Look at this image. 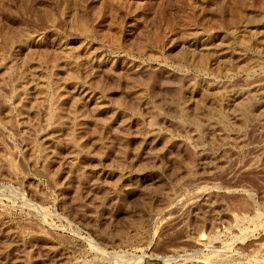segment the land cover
<instances>
[{
    "label": "rangeland",
    "instance_id": "1",
    "mask_svg": "<svg viewBox=\"0 0 264 264\" xmlns=\"http://www.w3.org/2000/svg\"><path fill=\"white\" fill-rule=\"evenodd\" d=\"M175 1L0 0V32H18V22L38 36L49 32L42 44L36 40L13 46L2 45L3 33L0 35L3 47L0 52V264H16V258L21 260L20 264H214L217 260L224 264H264V0ZM46 13L55 16L54 24L46 21ZM73 17H85L92 24L101 22L114 37L105 39L96 35L82 39L72 27ZM233 28L248 33L247 47L241 49L232 42L212 46L211 53L224 52L231 59L218 60L217 65L207 61L204 67L199 66L191 56L193 48L201 46L202 38L207 35L225 36ZM157 34L160 41L154 42V46L158 47L140 53L137 43L141 37ZM65 45L76 49L88 47L90 53L82 52L80 70L84 78L92 77L101 84L103 93L96 85L93 89L96 95L103 94L106 105L126 109L131 114V110L140 108L139 116L146 127L151 126L148 121L153 114L144 103L154 102L162 110V117L167 118L158 116L156 124L154 121L151 126L161 129L157 141L145 140L146 136L139 135L140 128L134 127L137 125L125 127L119 117L106 123V115L92 113L88 102L85 104L88 107L83 104L77 110L73 103L67 102L65 108L69 113H85L83 116L92 118L89 126L81 125L76 130L69 122L61 125L53 121L52 139L46 142L44 136L36 138L34 119L20 111L27 96L21 89L18 72L30 54L39 59L45 48L56 53ZM243 58L247 59L248 67L234 73V85L226 84L225 65L236 64ZM32 61L44 65L42 60ZM58 61L62 66L64 62ZM178 80L180 95L176 90ZM137 81L147 83L156 93L152 97L148 91L140 92L141 98L147 100L143 105L129 91ZM212 83L220 84L221 94L211 92L209 99L202 102L198 88L205 89ZM215 99L233 119L245 108L247 127L224 131L217 119L210 117L215 115L211 106ZM10 104L12 112L8 111ZM182 110L195 121L198 130L179 123ZM36 129L43 133L46 123L40 121ZM96 129L99 133L96 131L94 135ZM71 134L77 135V142L87 149L84 148V154L72 156ZM166 136L171 137V143L165 149L167 152H161ZM37 142L48 152L41 155ZM96 156L102 158L101 162ZM73 162L79 169L75 172L71 167ZM125 162L128 165L123 167ZM127 167H131L133 183L118 201L109 198L105 209H100L103 188L109 180L106 173L110 170L125 173ZM97 168L104 173L100 177ZM80 171L87 175L84 183H78ZM147 186L160 187L162 191L150 193ZM169 193L176 198L171 199ZM76 195L91 203V209L78 212L73 200ZM203 201L212 203L216 215L213 223L200 224L195 219Z\"/></svg>",
    "mask_w": 264,
    "mask_h": 264
},
{
    "label": "bare ground",
    "instance_id": "2",
    "mask_svg": "<svg viewBox=\"0 0 264 264\" xmlns=\"http://www.w3.org/2000/svg\"><path fill=\"white\" fill-rule=\"evenodd\" d=\"M120 1V0H119ZM175 1V0H174ZM186 1V0H185ZM245 1V0H244ZM258 1V0H257ZM11 2V1H10ZM75 2V1H74ZM83 2V1H82ZM123 2V1H122ZM148 2V1H147ZM176 2V1H175ZM190 2V1H189ZM192 2V1H191ZM229 2V1H228ZM246 2V1H245ZM22 3V2H21ZM101 3V2H100ZM119 3V2H117ZM177 3V2H176ZM248 3V2H247ZM246 3V4H247ZM15 4V3H13ZM123 4V3H122ZM139 4V3H138ZM194 4V3H193ZM230 4V3H229ZM235 4V3H234ZM244 4V3H243ZM251 4V3H250ZM249 4V5H250ZM53 5V4H52ZM96 5V4H95ZM124 5V4H123ZM122 5V7H123ZM132 5V4H131ZM137 5V4H136ZM188 5V4H186ZM192 5V4H191ZM245 5V4H244ZM257 5V4H256ZM14 6V5H12ZM11 6V7H12ZM64 6V5H63ZM98 6V4H97ZM100 6V5H99ZM130 6V5H129ZM133 6V5H132ZM5 7V6H4ZM25 7V6H24ZM28 7V6H27ZM147 7V6H146ZM167 7V6H166ZM193 7V6H192ZM203 7V6H202ZM257 7V6H256ZM8 8V7H7ZM33 8V7H32ZM45 8V7H44ZM99 8V7H98ZM110 8V7H109ZM112 8H114L112 6ZM128 8V7H127ZM137 8V7H136ZM140 8V7H139ZM164 8V7H163ZM168 8V7H167ZM191 8V6H190ZM195 8V7H193ZM11 9V8H10ZM30 9V8H29ZM34 9V8H33ZM40 9V8H39ZM86 9V8H85ZM100 9V8H99ZM124 9V8H123ZM135 9V8H134ZM173 9V8H172ZM232 9V8H231ZM238 9V8H237ZM257 9V8H256ZM261 9V8H260ZM50 10V9H49ZM98 10V9H97ZM132 10V8H131ZM161 10V9H159ZM201 10V9H200ZM205 10V8H204ZM11 11V10H9ZM90 11V10H89ZM95 11V10H94ZM173 11V10H172ZM179 11V10H178ZM190 11V10H189ZM194 11V10H193ZM30 12V11H29ZM47 12V11H46ZM86 12V11H85ZM110 12V11H109ZM191 12V11H190ZM201 12V11H200ZM241 12V11H240ZM6 13V12H5ZM51 14H53L54 12H50ZM92 13V12H91ZM116 13V12H115ZM174 13V12H173ZM189 13V12H187ZM195 13V12H193ZM191 13V14H193ZM243 13V12H242ZM177 14V13H176ZM179 14V12H178ZM198 14V13H197ZM237 14V13H236ZM30 15V14H28ZM39 15V14H38ZM47 15V13H46ZM55 15V14H53ZM93 15H96L93 13ZM172 15V14H171ZM234 15V14H233ZM240 15V14H239ZM242 15V14H241ZM2 16V15H1ZM57 16V15H56ZM169 16V15H168ZM189 18L191 19L190 15H188ZM195 16V15H194ZM199 16V15H198ZM17 17V16H16ZM45 17V16H44ZM43 17V18H44ZM55 17V16H54ZM54 17L52 15H47V17L45 18L46 21H48L49 23L54 24L56 21L54 19ZM95 17V16H94ZM231 17V16H230ZM234 17V16H233ZM253 17V16H252ZM251 17V18H252ZM3 18V17H2ZM31 18V17H30ZM33 18V17H32ZM40 18V17H39ZM170 18V16H169ZM188 18V19H189ZM241 18V17H239ZM35 19V18H34ZM44 19V20H45ZM77 20V21H74ZM229 19V18H228ZM248 19V18H247ZM38 20V19H37ZM187 20V19H186ZM204 20V19H201ZM227 20V19H226ZM4 21V20H3ZM6 21V20H5ZM14 21V20H13ZM19 21V20H18ZM39 21V20H38ZM45 21V22H46ZM55 21V22H54ZM58 21V20H57ZM72 21V20H71ZM145 23H147L146 20H144ZM152 21V20H151ZM189 21V20H187ZM192 21V20H191ZM221 21V20H219ZM60 22V21H58ZM73 28L77 29V31H79V35L82 37H91V36H100L102 38L105 39H110L112 37H114L113 35H111V31L105 28V25L101 22H97L95 24L90 23V21L88 19H86L85 17H73ZM168 21H166L167 23ZM186 21H184L185 23ZM201 22V21H200ZM19 23V31L11 34L3 31L0 32L2 34V38H3V43L2 45L5 46H13L14 43L16 44H29L31 42H34L36 40L39 41L40 44H42V42H44L48 35L49 32H45L44 35L42 36H38L36 35V33H34L32 30H30L29 28L27 29L23 22H18ZM35 23V22H34ZM3 24V23H2ZM58 24V23H57ZM56 24V26L58 27V25ZM111 24V23H110ZM115 24V23H114ZM215 24V23H214ZM217 24V23H216ZM219 24V23H218ZM9 25V24H8ZM39 25V24H38ZM47 25V22L46 24ZM60 25V24H59ZM189 25V24H188ZM235 25V24H234ZM10 26V25H9ZM37 26V25H36ZM54 26V27H56ZM202 26V25H201ZM215 26V25H214ZM5 28V26H2ZM1 27V28H2ZM47 27V26H46ZM49 27V26H48ZM171 27V26H170ZM207 27V26H205ZM218 27V26H217ZM15 28V27H14ZM42 29V28H41ZM52 29V28H51ZM151 29V28H150ZM10 30V29H9ZM47 30V29H46ZM165 30V29H164ZM163 30V31H164ZM172 30V29H170ZM212 30V29H211ZM52 31V30H51ZM140 31V30H139ZM181 31V30H180ZM155 32V31H154ZM200 32V31H199ZM258 32V31H257ZM140 33V32H139ZM54 34V33H53ZM165 34V33H164ZM188 34V33H187ZM193 34V32H192ZM258 35V34H257ZM54 36V35H53ZM144 36V35H143ZM192 36V35H191ZM190 36V37H191ZM195 36V35H194ZM135 37V36H134ZM59 39V38H58ZM133 39V38H131ZM2 40V39H1ZM113 40H116L113 38ZM138 40V39H137ZM160 41V35H153L152 37H141L140 42H138L137 44V49L140 50L142 53L143 51L150 49V50H154V48H157L154 46V42ZM162 40V39H161ZM250 40V36L248 35L247 32L243 31V30H238V29H231L229 33H227L225 36L223 35H219V36H215L214 34L211 35H207L205 38H202V42L201 46L199 47H194L193 50L191 51L188 47V49L191 51V56L196 59V61L199 63V66L202 65L204 67V63H206L207 61H212L213 64L217 63L218 64V60H228L231 59L229 56H227V53H222V54H217L215 51H213L212 53L210 52V49L212 46H221L224 45V42H232L235 45H237L239 48L244 49L245 46L247 47V44L249 43ZM107 41V40H106ZM117 42V41H115ZM132 42V41H131ZM163 42V41H162ZM110 43V42H109ZM13 44V45H12ZM61 44V43H60ZM59 44V45H60ZM160 44V43H159ZM184 45V44H183ZM222 48V47H221ZM3 47H1L0 44V52H2ZM46 49V48H45ZM43 50L42 53L40 54L39 59H36L33 54H30L29 57L25 60H27L26 62H24V64L21 66L20 71L19 68L17 69L19 72V76H20V84H21V89H23V93H25V95L27 96V98L25 99L26 102H24V99L22 100V102L26 103V104H19L21 106V110L22 114H28L30 115L29 117H31L32 119H34V125H36L35 127V131L34 133L36 138L42 139L43 136L46 137V142H48L49 140L52 139V136L50 133V125L52 124L53 121H58L61 125H64L65 123L69 122L72 127H75V129L77 130V128H80V126L82 125H88L89 122L93 121L92 118H87L86 116L83 115H76L73 111V113H69V111L65 108L67 102H71L73 103L74 107H80L81 105L84 104V106H86V102H88V104H90V109L94 112L92 113H103L106 115V119H108L106 121V123L112 122L114 120L117 119V117H119L121 119V123L123 124V126L125 127H129L130 125L132 126V124L137 125L134 127H139L140 129V136H146L147 140L148 138H150L151 140H153L154 142L158 140L159 136H160V131L161 129L157 130L154 127L151 128V126H154V121L156 124V117L158 116H163L162 114V110H160V108H158V106L154 103V102H150V103H144V105H147V109H150L152 112V116L149 117V124L151 125L150 127H146L143 126L144 122L143 119L139 116L140 115V108H134L135 110H131L132 114L129 113L126 109H119V108H115V107H109V105H106L104 102V97L102 96L103 94V88L101 86V84L99 85V83H95V81L93 80L94 78H84L83 76V72L82 70H80V66H83L82 60L84 59V55H82V52L87 51L88 47L82 48L81 47L79 49L73 48L71 46L65 45V46H61L59 48V50H57L56 53L52 52H48L47 50ZM187 49V50H188ZM32 50V49H31ZM49 50V49H48ZM34 51V50H32ZM52 51V50H50ZM56 51V50H55ZM94 51V50H92ZM36 52V51H35ZM89 52V51H87ZM148 52V51H147ZM81 53V54H80ZM90 53V52H89ZM89 53H87L86 55H89ZM219 53V52H218ZM85 54V53H84ZM16 55V54H15ZM26 55V54H25ZM81 55L83 57V59L81 58ZM90 56V55H89ZM171 56V55H170ZM176 56V55H175ZM16 57V56H15ZM18 57V56H17ZM168 57V56H167ZM173 57V56H172ZM192 57L190 59H192ZM175 59V58H174ZM32 60H38V62L40 60L43 61V64H37L36 62H33ZM58 60H62L64 63V65L62 64V66L60 65ZM165 60V59H164ZM240 60V59H238ZM242 61L236 63V64H232V63H227L228 65H225L224 68V72H225V76L226 78H228V82L226 84H229L230 86L234 85V80H233V76L235 75L234 73L237 72L238 70L242 69L243 67H246L248 64V61H246V58L241 59ZM244 60V61H243ZM235 61V60H234ZM237 61V60H236ZM228 62V61H227ZM231 62V61H230ZM42 63V62H41ZM208 63V62H207ZM222 63V61H221ZM21 64V62H20ZM215 64V65H217ZM257 64V63H255ZM1 65V64H0ZM221 67V64H219ZM260 65V64H259ZM206 66V65H205ZM66 67H68L69 69H67ZM87 67V65H86ZM217 67V66H216ZM248 67V66H247ZM83 68V67H81ZM88 68V67H87ZM218 68V67H217ZM8 69V68H7ZM16 69V68H15ZM95 69V68H93ZM217 70V69H216ZM215 70V71H216ZM220 70V69H219ZM218 70V71H219ZM111 71V70H110ZM92 72V71H91ZM98 72V71H97ZM217 72V71H216ZM85 73V72H84ZM115 73V72H114ZM97 74V73H96ZM101 74V73H100ZM117 74V73H116ZM119 74V73H118ZM153 74V73H152ZM156 74V73H155ZM2 75V74H1ZM5 75V74H4ZM17 76V75H16ZM15 76V78H16ZM90 76V74H89ZM92 76V75H91ZM94 76V75H93ZM111 76V75H110ZM129 76V75H128ZM138 76V75H137ZM5 76H3L4 78ZM116 77V76H115ZM144 77V76H142ZM141 77V78H142ZM154 77V76H153ZM14 78V77H12ZM99 78V77H98ZM127 78V77H126ZM146 78V77H145ZM160 78V77H159ZM100 79V78H99ZM97 79V80H99ZM129 79H133V77L129 78ZM150 79V78H149ZM155 79V78H154ZM168 79V78H167ZM166 79V80H167ZM192 79V78H191ZM96 80V81H97ZM139 80V79H138ZM144 80V79H143ZM146 80V79H145ZM193 80V79H192ZM103 81V80H102ZM106 81V80H104ZM125 81V80H124ZM165 81V80H164ZM258 81V80H257ZM261 81V80H260ZM6 82V81H4ZM128 82V81H127ZM147 82V81H145ZM167 82V81H166ZM173 82V81H172ZM175 82V81H174ZM2 83V82H1ZM10 83V82H9ZM101 83V81H100ZM126 83V82H125ZM165 83V82H164ZM169 83V82H168ZM167 83V84H168ZM7 84V83H5ZM105 84V83H103ZM108 84V83H107ZM135 86H132L129 88V91L131 93V95L133 94L138 96L137 99L139 101V104H142L143 102H146L147 100L144 98H141V94L140 92H149L150 95L152 97H155L153 95H155L156 93L154 92V90L152 88H150V86L147 83L141 82V81H137L135 83ZM96 85V87H98L99 90L102 91V93H99L96 95L94 86ZM242 85V84H241ZM1 86V85H0ZM9 86V85H8ZM108 86V85H106ZM110 86V85H109ZM114 86V85H113ZM243 86V85H242ZM248 86V85H247ZM18 87V86H17ZM23 87V88H22ZM126 87V86H125ZM159 87V86H158ZM225 87V86H224ZM2 88V87H1ZM4 88V87H3ZM2 88V89H3ZM161 88V87H159ZM175 88V87H174ZM19 89V88H18ZM124 89V88H123ZM192 89V88H191ZM220 84L217 83H212L210 85L207 86V88L203 89V88H198V92L199 95L201 97V99L203 100L202 102H204L206 99H209L211 92H215V94L220 93ZM15 90V89H14ZM176 90L179 93L181 91V81H177L176 83ZM17 91V90H15ZM33 91L36 92V95H33ZM106 91V89L104 90ZM118 91V90H117ZM158 91V90H157ZM164 91V90H163ZM192 91V90H191ZM3 92V91H2ZM160 93V92H159ZM193 93V92H192ZM191 93V95H192ZM252 94V92H250ZM2 94V93H1ZM148 94V93H147ZM158 94V93H157ZM183 94V93H182ZM221 94V93H220ZM219 94V95H220ZM228 94V93H227ZM231 94V93H230ZM250 94V95H251ZM145 95V94H144ZM163 95V94H162ZM180 95V93H179ZM214 95V94H213ZM218 95V96H219ZM34 96V101L32 103L31 102V97ZM123 96V95H122ZM132 96V97H133ZM159 96V95H158ZM172 96V95H171ZM216 96V95H215ZM226 96V95H225ZM252 96V95H251ZM255 96V95H254ZM143 97V95H142ZM165 97V96H164ZM12 98V97H11ZM23 98V97H22ZM25 98V97H24ZM135 98V97H134ZM157 98V97H156ZM163 98V97H162ZM212 98V97H211ZM237 98V97H236ZM118 99V98H117ZM124 99V98H123ZM127 99V98H126ZM155 99V98H154ZM161 99V98H160ZM9 100V99H8ZM20 101V100H19ZM118 101V100H117ZM131 101V99H130ZM134 101V100H132ZM136 101V99H135ZM150 101V100H149ZM177 101V100H176ZM234 101V100H233ZM252 101H254L252 99ZM2 102V101H1ZM0 102V103H1ZM122 102V101H121ZM200 102V103H202ZM236 102V101H235ZM30 103V104H28ZM120 103V102H119ZM135 103V102H134ZM176 103V102H175ZM212 109H214L213 111H215V117L214 116H210L211 118H215L217 119L218 123L220 124V126L223 128L224 131H226L228 133V131H233L234 129H243L245 127H247V113L245 112V108H243L242 110L240 109V111L242 112L241 115H237L234 117V119L229 116V113L223 109L222 104L219 102L218 99H215L213 102ZM250 103V102H249ZM248 103V104H249ZM18 104V103H17ZM158 104V103H157ZM186 104V103H185ZM234 104V103H233ZM247 104V105H248ZM131 104H129L130 106ZM143 105V104H142ZM232 105V104H231ZM246 105V107H247ZM17 106V105H16ZM43 106H46L42 109ZM68 106V105H67ZM71 106V105H70ZM162 106V105H161ZM207 106V104H206ZM210 106V105H209ZM4 107V106H3ZM88 107V106H86ZM137 107V106H136ZM139 107V106H138ZM165 107V106H164ZM195 107V106H194ZM198 107V106H197ZM243 107V106H242ZM249 107V106H248ZM69 108V107H68ZM193 108V107H192ZM250 108V107H249ZM2 109V108H1ZM12 109L11 104L8 105V111L10 112ZM194 109V108H193ZM197 109V108H196ZM211 109V111H212ZM71 110V107H70ZM74 110V109H72ZM77 110V108L75 109ZM186 110V109H185ZM185 110H182L180 113V120L179 123H182L184 125H187L188 127H192V129H194L195 131L198 130V126L191 121L192 119H189L187 116V112ZM192 110V109H191ZM7 111V112H8ZM80 111V110H79ZM170 111V108H169ZM168 111V113H170ZM172 111H174L172 109ZM193 111V110H192ZM191 111V112H192ZM208 111V110H207ZM12 112V111H11ZM24 112V113H23ZM78 112V111H77ZM81 112V111H80ZM91 112V111H90ZM89 112V113H90ZM14 113V112H13ZM87 113V112H86ZM195 113V112H194ZM208 113V112H207ZM70 114V116L68 115ZM78 114V113H77ZM91 114V113H90ZM206 114V113H205ZM214 114V113H213ZM134 115V116H133ZM148 115V114H147ZM193 115V114H192ZM199 116V115H198ZM13 117V116H12ZM192 117V116H191ZM208 117V118H210ZM94 118V117H93ZM101 118V116H100ZM98 118V119H100ZM103 118V117H102ZM162 118H167V117H162ZM175 118V117H174ZM8 119V118H7ZM6 119V121H7ZM14 119V118H13ZM12 119V120H13ZM96 119V118H95ZM97 119V120H98ZM264 119V118H263ZM104 120V119H103ZM163 120V119H162ZM199 120V119H198ZM26 121V120H25ZM40 121H44L46 123V130H44L43 133H38L37 131V127L39 125ZM119 121V120H117ZM100 122V121H99ZM102 122H105L102 121ZM162 122V121H161ZM168 122V121H167ZM264 122V121H263ZM13 123V122H12ZM15 123V122H14ZM105 123V124H106ZM11 124V123H10ZM23 124V123H22ZM32 124V123H31ZM100 124V123H99ZM103 124V123H102ZM100 124V125H102ZM146 124V123H145ZM181 124V125H182ZM41 125V124H40ZM69 125V124H68ZM90 125V124H89ZM88 125V126H89ZM108 125V124H107ZM158 125V124H157ZM165 125V124H164ZM104 126V125H102ZM106 126V125H105ZM183 126V125H182ZM33 128V126H31ZM77 127V128H76ZM81 127V128H82ZM124 127V128H125ZM165 127V126H164ZM202 127V126H201ZM220 127V128H221ZM8 128V127H7ZM80 128V129H81ZM93 128V127H92ZM118 128V127H117ZM69 129V127H68ZM204 129V128H203ZM202 129V130H203ZM254 129V128H253ZM102 130V129H101ZM100 130V131H101ZM170 130V129H169ZM187 130V129H186ZM185 130V132H186ZM228 130V131H227ZM244 130V129H243ZM60 131V130H59ZM96 131L98 132V130L96 129L95 132H93L94 135H96ZM173 131V130H172ZM176 131V130H175ZM240 131V130H239ZM57 132V131H56ZM61 132V131H60ZM110 132V131H109ZM112 132V131H111ZM121 132V131H120ZM217 132V131H216ZM71 133V132H70ZM83 133V132H82ZM87 133V132H86ZM99 133V132H98ZM65 134V133H64ZM72 134H76V133H72ZM70 135V149H71V153L73 154L72 156L76 157V156H80L83 153V150H85L83 148V146L81 144H79L77 141V139L75 137H73V135ZM79 134V133H78ZM89 134V133H88ZM102 134V132H101ZM145 134V135H144ZM183 134V133H182ZM241 134V133H240ZM244 134V133H243ZM86 135V134H85ZM103 135V134H102ZM191 135V134H190ZM41 136V137H40ZM114 136V135H113ZM66 137V136H65ZM101 137V136H100ZM244 137V136H243ZM99 138V137H98ZM161 138V137H160ZM246 138V137H245ZM83 139V138H82ZM101 139V138H99ZM167 141H163V144L161 145V152H164L165 149L167 148V146L169 145V143H171V137L170 136H166ZM173 139V138H172ZM190 139V138H189ZM238 139V138H237ZM244 139V138H243ZM54 142V144L56 143L54 140H52ZM81 141V140H80ZM105 143V142H104ZM133 143V142H132ZM145 143V142H144ZM51 144V143H49ZM53 144V145H54ZM94 144V143H93ZM106 144V143H105ZM128 144V143H127ZM214 144V143H213ZM37 145L39 146V149H37L41 155L45 154L44 150V146L40 143L37 142ZM57 145V144H56ZM85 145V144H84ZM92 145V144H91ZM102 145V144H101ZM101 145H99L101 147ZM112 145V144H111ZM130 145V144H129ZM242 145V144H241ZM247 145V144H246ZM47 146V145H46ZM87 146V145H85ZM98 146V147H99ZM215 146V145H214ZM218 146V144H217ZM220 146V145H219ZM55 147V146H54ZM123 147H125L123 145ZM49 148V147H48ZM106 148V147H105ZM47 149V148H46ZM158 149V148H157ZM227 149V148H226ZM225 149V150H226ZM230 149V148H229ZM48 150V149H47ZM87 150V149H86ZM101 150V148L99 149ZM155 150V149H154ZM184 150V149H183ZM95 151V150H94ZM134 151V150H133ZM156 151V150H155ZM159 151V152H160ZM227 151V150H226ZM48 152V151H46ZM93 152V151H92ZM114 152V151H113ZM167 152V151H165ZM70 153V152H69ZM33 154V151H32ZM39 154V153H38ZM151 155V154H150ZM39 156V155H36ZM45 156V155H44ZM43 156V157H44ZM51 156V155H50ZM71 156V157H72ZM87 156V155H86ZM187 156V155H186ZM8 157V156H7ZM97 157V156H96ZM129 157V156H128ZM154 157V156H153ZM159 157V156H158ZM46 158V157H45ZM60 158V157H59ZM70 158V157H68ZM101 158V157H100ZM100 158L98 159L97 157V161H100ZM118 158V157H117ZM135 158V157H134ZM149 158V157H148ZM189 158V157H188ZM56 159V158H55ZM77 159V158H76ZM102 159V158H101ZM155 159V158H154ZM4 160V159H3ZM109 160V159H108ZM162 160V159H161ZM199 160V159H198ZM43 161V160H42ZM121 161V160H120ZM95 162V161H94ZM101 162V161H100ZM104 162V161H103ZM106 162V161H105ZM117 162V161H116ZM61 163V162H60ZM114 163V162H113ZM152 163V162H151ZM99 164V163H97ZM111 164V163H110ZM117 164V163H116ZM123 164H127L122 163ZM136 164V163H135ZM147 164V163H146ZM211 164V163H210ZM96 165V164H95ZM108 165V164H107ZM118 165V164H117ZM121 165V164H120ZM128 165V164H127ZM145 165V164H144ZM143 165V167H144ZM99 166V165H97ZM126 166V165H125ZM123 165V167H125ZM50 167V166H49ZM74 169V172L79 170L77 169L78 166L76 163L73 162V165L71 166ZM95 167V166H94ZM115 168V164L113 166ZM142 167V165H141ZM80 168V167H79ZM116 168H120L121 167H117ZM156 168V167H155ZM44 169V168H43ZM81 169V168H80ZM128 170H126L125 173H123L122 171H118L115 172L114 170H110V173H106L104 170V172L107 175V178L109 180H107L108 184L105 183V181L103 183H105L104 185V197L102 198V200L99 202V208L100 209H105V202L106 200H113L116 199L117 201L119 200V198H121V193L124 191L126 192L129 188V186L131 185L130 183H133V176L131 175V167H127ZM182 169V168H181ZM97 175L98 177H100L101 174H104L102 172L101 169L97 168ZM58 171V170H57ZM81 172V171H80ZM88 172V171H87ZM82 174H76L77 179H78V183H84L87 180V175L83 174V172H81ZM95 174V173H94ZM93 174V175H94ZM100 174V175H99ZM7 175V173L5 174ZM105 175V176H106ZM57 176V175H56ZM73 176V175H72ZM175 176V175H174ZM92 177V176H91ZM74 178V177H73ZM97 178V177H96ZM95 178V179H96ZM21 179V178H20ZM19 179V180H20ZM56 179V178H55ZM76 179V180H77ZM99 179V178H97ZM135 179V178H134ZM23 180V179H22ZM43 180V179H41ZM102 180V179H101ZM100 181V180H99ZM188 181V180H187ZM37 182V181H36ZM102 182V181H101ZM59 183V182H58ZM63 184V183H61ZM35 185V184H34ZM96 185V184H94ZM93 185V186H94ZM99 185V184H98ZM135 185V184H134ZM186 185V184H185ZM67 186V185H66ZM97 186V185H96ZM162 186V185H161ZM190 186V185H189ZM35 187V186H34ZM98 187V186H97ZM138 187V186H137ZM166 187V186H165ZM169 187V186H168ZM147 188H149L147 186ZM170 189V187L168 188ZM173 189V188H172ZM165 190V189H164ZM174 190V189H173ZM176 190V189H175ZM147 191H149L150 193H160L162 190L160 189V187H150L149 189H147ZM170 191V190H169ZM172 191V190H171ZM178 192H180L178 190ZM39 193V192H38ZM56 193V192H55ZM77 194V193H76ZM213 194V193H212ZM80 195V194H79ZM49 196V195H48ZM211 196V195H210ZM36 197V196H35ZM169 197L171 199L176 198V197H172V195H170L169 193ZM124 198V197H123ZM169 198V199H170ZM45 199V198H44ZM166 199V198H165ZM168 199V197H167ZM75 201V205L76 208L79 210L78 212H80V210L82 209V211H84L86 209L89 210L91 209V203H88L85 200H82L78 195H76L75 199H73ZM72 200V201H73ZM115 200V201H116ZM211 201V199L209 200ZM125 202V201H124ZM162 202V201H161ZM168 202V200H167ZM204 202V201H203ZM122 203V202H121ZM202 203V202H201ZM107 204V202H106ZM210 202L207 203L204 202L200 205V208L198 210V212L195 215V219L197 220V222H211L213 223V220H215V212L213 210V208L211 207ZM214 204V203H213ZM25 206V205H24ZM110 206V205H108ZM153 209V208H152ZM113 210V209H112ZM194 211V210H193ZM96 213V212H95ZM105 214V213H104ZM150 214V213H149ZM110 215V214H109ZM86 216V215H85ZM97 216V215H96ZM100 216V215H99ZM84 217V216H83ZM95 217V216H94ZM137 223V222H136ZM216 223V222H215ZM94 225V224H93ZM105 225V224H104ZM102 227V226H101ZM112 229V228H110ZM14 231V230H13ZM105 231V230H104ZM105 234V233H104ZM109 234V233H108ZM123 235V234H122ZM127 236V235H126ZM122 238V237H121ZM123 239V238H122ZM128 239V238H127ZM205 240L202 239V242H204ZM125 243V242H124ZM5 244V243H4ZM12 245V244H10ZM5 246V245H3ZM260 248V247H259ZM4 249V248H3ZM2 250V249H1ZM0 250V251H1ZM5 250V249H4ZM264 251V248H263ZM8 252V251H7ZM6 252V253H7ZM3 253V252H2ZM13 253V252H12ZM14 254V253H13ZM20 254V253H19ZM22 254V253H21ZM4 255V254H3ZM1 256V255H0ZM5 256V255H4ZM68 257V256H67ZM256 259V258H255ZM259 259V258H258ZM15 260V258H14ZM239 261V260H238ZM14 263V262H13ZM16 264H20L21 260L19 258H16L15 261ZM214 264H224V262L222 261H214Z\"/></svg>",
    "mask_w": 264,
    "mask_h": 264
}]
</instances>
